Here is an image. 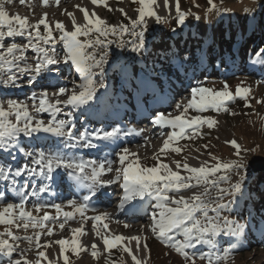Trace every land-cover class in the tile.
Returning <instances> with one entry per match:
<instances>
[{"label":"snow or ice","instance_id":"1","mask_svg":"<svg viewBox=\"0 0 264 264\" xmlns=\"http://www.w3.org/2000/svg\"><path fill=\"white\" fill-rule=\"evenodd\" d=\"M13 2L14 0H0V91L22 87L18 81L24 77H27V85L33 86L38 80L47 81L53 73L62 75V66L73 69L78 75V82L73 79L72 87L57 86V90L51 93L55 99L49 98L47 90L39 94L32 93L27 99L0 98V182L5 184V189L0 190V226H4L3 231H0V264H5V261L7 264H41L42 260L49 261L45 251L40 249H47L51 244H41L42 235H54L53 226L56 224L63 230L74 214L68 211L62 213L60 204L47 205L36 202L32 209H29L27 202L30 197H39L40 194L51 191L58 178L61 184L67 179L75 187L87 190L81 200L67 202L68 206L82 217L90 209L91 198L101 200L107 195L102 189L117 182L123 191L118 204L121 209L130 201H144L145 197L154 198V202L150 204V223L141 226V232L146 228L155 240L179 256L182 264H197L198 261L201 264H228L232 252L236 250V242L253 234L254 229L259 231L264 239V226L257 228L252 213L247 211L246 207L240 206L248 163L241 155L247 150L242 149L235 140L225 143L234 149L236 159L222 162L219 157L208 152L210 160L215 163L210 164L208 160H204L199 167H193L185 158L183 163L173 161L176 170L163 163L161 155L157 154L152 156L154 165L141 164L138 154L131 152L127 147L116 152L120 166L115 168L112 160H85L74 153L64 151L95 149L98 145L94 141H113L122 132L119 127H112L111 130L95 128L92 131L85 127L77 133L74 131L76 125L73 117L77 110L83 109L81 115H85L97 111L101 104L110 105L113 100L119 103L120 95L124 92H127L129 97L139 99L142 93L155 91L150 75L155 68L148 69L144 61H136L133 58L132 66L116 65L114 71L119 79L112 91L105 83L107 70L104 65L108 64L109 45L115 44L117 48H124L125 35L130 37L127 44L131 45V52L143 56L147 51L146 18L161 22V17L154 7L158 6V0H130L132 4L137 5L134 9L136 18L129 17L123 8H119L117 11L128 22L116 25L107 23L95 11L90 16L86 8H79L84 23L78 24L74 14L68 12L71 30H67L63 21H56L53 29L47 22V13L35 24L30 23L27 17L10 16L5 11L4 4ZM90 2L94 6H104L108 11H112L107 5V0ZM20 3H25V0H20ZM48 3L49 0H42V5ZM55 4L59 6L60 0H55ZM207 4L209 12L216 9L214 0H207ZM163 7L171 10L169 0H163ZM175 12L177 24L184 25L190 13L181 10L180 0H175ZM195 19L199 20L200 17L195 16ZM41 26L43 34L40 32ZM110 36L116 39L110 40ZM17 37L24 40L18 42L15 39ZM261 42L264 43V37ZM57 44L62 45L61 50L57 49ZM97 48H100L99 53L96 52ZM29 50L34 54V63L27 62L26 53ZM254 55L258 59L252 62L264 65V48L254 50ZM136 63H143L144 67L137 69L134 66ZM184 63V60L180 61L181 66ZM94 69L99 71L95 72ZM96 76L99 77L98 81L94 79ZM52 78L58 80L59 76L54 75ZM100 89L104 91L101 92ZM187 91L189 96L184 98L186 102L181 101L175 105L174 112H179V115L157 111L151 118L153 127L160 130L159 135L166 136L159 149L160 154L168 151L180 154L181 147L170 145L178 140L191 138L189 130L196 134L201 126L206 125L211 129L218 123L213 118L202 117L200 113L212 110L237 115L238 113L230 112L228 108V102L235 97L245 100L246 108L251 107L247 102L251 90L238 86L233 94L226 81L222 89L214 90L204 86V81L197 80L196 85L190 86ZM28 101H31V104ZM93 101L95 103H92ZM261 102L257 100L258 104ZM60 105L71 107V111L65 113V119L57 118L61 112ZM189 109L197 115L185 119V113ZM42 113L48 114L46 121L39 118ZM164 129L170 131L165 133ZM134 132L135 129H128L123 135ZM41 133L46 135H39ZM49 137L57 138L56 143L62 147L46 151L39 147L26 150L21 145V138L40 141ZM203 147L207 150L209 146L205 144ZM251 151L254 152L255 149ZM18 153L28 162L13 168L8 163V158L15 160ZM233 170L238 179L235 183H230ZM111 172L115 173L112 178H103L106 173ZM181 172L186 175H181ZM224 183H228V187H222L221 184ZM184 191L191 192V195L185 196ZM47 208L54 209L56 216H51ZM33 209L37 215L33 214ZM91 210L96 211L94 208ZM40 213L43 215H39ZM61 213L65 218L63 222L59 221ZM84 218L92 221L95 236L100 238L105 253L119 247L122 253L130 257L131 264H149L151 250L147 236L143 237L144 242L141 245L140 236L110 234L108 224L103 223L110 219L107 212ZM97 222L102 224L105 234L96 231ZM261 224L264 225V216H261ZM13 229L23 230L25 233L31 229L33 234L21 237L16 235ZM72 231L74 235L71 241L60 239L51 242L59 246V258L63 260V264H70L69 257L65 254L67 250L70 249L71 253L77 256L87 250L80 246L77 239L78 236L87 234L83 225ZM21 240L28 244V251L35 250L34 261L27 259V252L24 250L18 253L19 258L12 259L13 255L17 254L18 242ZM125 240L128 245L132 241L136 242L135 251L123 243ZM91 249L90 255L97 259V243L93 242ZM141 252L142 258L138 255ZM49 264H55V261H49ZM105 264L115 262L106 259Z\"/></svg>","mask_w":264,"mask_h":264},{"label":"rangeland","instance_id":"2","mask_svg":"<svg viewBox=\"0 0 264 264\" xmlns=\"http://www.w3.org/2000/svg\"><path fill=\"white\" fill-rule=\"evenodd\" d=\"M71 2L75 6H79L78 9L84 6L82 1ZM32 3L34 4V9L31 11L27 10V13L24 12L22 7L18 8V2H13L10 6H4V9L9 15H20L21 17H27L31 22H37L43 16V14L39 12L41 8L40 1L26 0V4L32 6ZM169 3L171 7L170 11L164 9L163 0H158V6H154L156 9H162L161 12H157L161 17L160 23H157L154 18H146L147 32L145 35L147 40V51L143 56L131 52V45L127 44L130 37L127 35L123 37L126 42L124 48H117L115 44L109 45L108 64L104 65L107 70L105 83L108 87H111V90L112 87L115 89L119 78L114 71V67L123 64L132 66L133 58H135L136 61H144L149 64V66H147L148 69L155 68V71L150 73L151 76H158L161 74L162 77L166 72L174 71L173 69L177 67V65H180L179 61L184 60L186 68L194 71L199 80L204 81L206 87L220 90L223 88L224 82L226 81L233 94L238 86L241 88H249L251 91L247 102L251 107L246 108L244 106L245 100L235 97L232 101L228 102V108L230 112L238 113L237 115H230L223 111L217 113L212 110L200 113L199 115L202 117L213 118L218 121V123L211 129L206 125L201 126L196 134H192L190 131L189 135L191 138L184 139L179 146H172L181 147L182 152L180 154L172 153L171 151L164 154H160L159 151H157L156 154L161 155L164 162L169 164L174 170H176V167L173 161H181V163H183L185 158H187V163L193 167H199L200 163L204 160H208L210 164L215 163L210 160L208 152L219 157L222 162H228L236 159V157L234 155V149L225 142L235 140L242 149L247 150L246 152H242L241 155L248 163L240 206L242 208L246 207L247 211L252 213L255 218V223V221L261 219V216H264V170L258 172L253 170L254 164L264 162V119H261L264 117V73L261 72V74H257V72H260L264 68V65L260 63L254 64L252 61L258 59V57L254 55V50L259 51L261 47L264 48V44H261L259 38H257L262 37L264 34V16H262L263 18L259 17L260 14L264 12V6H262L264 5V0H214L216 9H213L211 12L208 11L209 6L207 0H180L181 10L190 13L184 25H178L176 22L175 0H169ZM91 5L95 7L92 3H90V6ZM107 5L112 11H108V8L104 6H96L99 9H96L98 11L95 10V12L109 24L116 25L121 22H128L121 13L117 11L119 8H123L129 17L133 19L136 18L137 13L134 9L137 5L132 4L130 0L116 1L115 3H109L107 0ZM63 8L65 10L66 7ZM66 11L67 13H73L70 9H66ZM89 14L91 16V13ZM195 16H199L200 19H195ZM59 17V15L51 16L47 19L48 23L49 21H53L52 23L61 21ZM66 28L69 30L68 27ZM171 30L172 32L170 33ZM40 32L43 34V26H41ZM56 34L54 30V35ZM17 38L21 39V37ZM81 39H83V37H81ZM109 39L115 40L116 37L110 36ZM23 40L24 38L20 41ZM56 47L58 50L62 49L61 44H57ZM89 51L92 50L90 49ZM96 52L99 53L100 48H97ZM26 55L28 57L27 62L31 63V60H33L31 58L34 54L28 51ZM97 57L99 58V55H97ZM176 57H179V59ZM134 66L139 69L144 67V64L136 63ZM253 70H255L256 73L253 72ZM63 71L64 73L62 75L54 73L53 76L58 75V79L61 77L63 85L66 82H72L76 74L74 70L69 69L67 66H62V72ZM52 81L53 80L38 83L43 85H36L38 88L35 86L32 90L25 91L24 98H18V93L23 90V87L2 90L0 91V98H4V95H8V97L5 98L27 99L32 93L39 94L41 91L45 90L51 94L54 90H57L51 89L49 91L48 87L52 85ZM160 81L158 77L155 83L158 84ZM100 91L103 92L104 89H100ZM257 100L262 102L258 104ZM28 102L31 104V101ZM175 105L176 103L172 108H174ZM70 111L71 107L68 111L63 113H68ZM191 112L192 116L197 115L193 110ZM75 113L76 112H74L73 117ZM33 114L36 115L35 113ZM39 118L46 121L49 116L47 113H42L39 114ZM57 118L65 119L66 116L65 114H60ZM184 118L191 119L186 113ZM75 129L74 131H77ZM39 135L45 136L46 134L41 133ZM48 139H50V141L57 140V138L54 137H49ZM42 141L44 140L29 141L26 138H21V145L23 146L25 143L29 144L32 142L37 144L35 148L39 147L43 149L40 147L43 146L41 144ZM205 144L209 146L207 150L203 147ZM29 148L30 147H26L25 149L27 150ZM252 149H255V151H251ZM24 159V157H21L19 165L25 163V161H23ZM8 160L12 159L8 158ZM154 164L155 161L151 157L150 162H147V166H152ZM181 175H186V173L181 172ZM237 179L238 176L235 170H233L230 175V183H235ZM0 185V188L4 190L5 184L0 182ZM221 186L228 187V183L221 184ZM197 190L202 189H193V191ZM86 192V189L77 188L71 181L65 179L63 184L58 180V184L52 185L51 191L48 193L40 194L39 197H33L34 199H44L46 202L41 201L40 203L47 205L60 204L62 205V213L68 211L74 214L73 218L69 219L65 224L63 230L56 224L53 226L54 235H42L41 244L47 242L51 244V246L47 249L41 248L40 250L45 251L50 261H55V264H63V260L59 258V246L51 242L60 239L68 240L73 233L72 230L81 228L83 225V230L87 233L86 237L89 234L94 236V241L98 245V258L93 259L90 255L92 244H86L85 242V244H83V242H80V246L87 250L83 251V253L80 252L79 256L72 254L70 249L67 250L65 254L69 257L70 264H105L106 259L115 262V264H121V261H123V264H130V257H128L126 253H122L119 247L111 249L110 253H105L100 238L95 236L92 221L90 219L85 220L84 218L92 217L100 212L109 213L108 207L105 206L106 209H104L101 206L103 203L114 206V195L110 196L111 200L108 203L104 198L101 200H93L91 203L89 202L90 209L84 214V217L75 213L72 207L65 206V204H67V199L79 201ZM189 194L191 195V192H189ZM36 202L37 201H33V204ZM153 202L154 198L151 197H147L145 201L146 210L143 216L147 223H150L149 217L152 211L150 204ZM33 204L27 207L32 209ZM92 208L96 211H92ZM46 210L51 216H56L54 209L47 208ZM62 213L59 217L60 222H63L65 219ZM33 214L37 215L34 209ZM39 215H43V213ZM103 223H107L108 228L114 230L113 235H121L124 237L140 236L142 238L141 245L144 242L143 237L147 236V243L151 250L149 264H182V260L179 256L172 250L161 245L147 230L144 232H141V230L122 232L111 219H106ZM123 224H125V222ZM255 224L257 228L262 225L261 222ZM3 227L4 226H0V231H3ZM13 231L16 235L21 237L33 234L31 229H29L27 233L23 230L13 229ZM96 231L105 234V230L100 222H97ZM123 243L127 244L128 241L125 240ZM236 243V250L232 252L228 264H264V239H262L259 231L254 229L253 234L249 235L246 239L242 238ZM18 244L17 254H14L12 259L19 258L18 253H20L21 250L26 251L29 258H36L35 250L28 251L29 246L26 242L21 240ZM5 264H7L6 261ZM197 264H201V262L198 261Z\"/></svg>","mask_w":264,"mask_h":264},{"label":"bare ground","instance_id":"3","mask_svg":"<svg viewBox=\"0 0 264 264\" xmlns=\"http://www.w3.org/2000/svg\"><path fill=\"white\" fill-rule=\"evenodd\" d=\"M39 1H40V5H41V8L39 10L40 13H42L43 15H44V13H47V19H49L51 16L59 15L60 16L59 20L63 21L65 26L68 27L69 30H71V18H69L67 16L66 9H70V10L73 11V14L75 16L76 22L78 24L84 23L83 14L79 11L78 7L75 6L71 1H73V2H81L82 1L83 5H84L82 7L86 8L87 10L89 9V11H88L89 13H92L96 9H99L96 6L95 7H93L92 5L90 6V3H91L90 0H60L59 6H56L55 0H49V3L47 5H42V0H39ZM116 1H124V0H108L109 3H115ZM14 2H18V4H19L18 8L22 7L25 13H27V10L31 11V10L34 9L33 8L34 4L32 3V6H30V5L26 4V0H25V3H23V4L20 3V0H16V1L14 0ZM11 4H13V3H10V4L9 3H5L4 6H10ZM63 7H66L65 10H64ZM155 9H156V7H155ZM96 11H98V10H96ZM161 11H162V9H160V8L156 9V12H161ZM61 13H64V14L62 15ZM29 22L33 23V24L36 23V22H31V21H29ZM47 22H48V20H47ZM52 22L53 21H49V23L53 26V29H54V24L55 23H52ZM16 40L20 41V40H22V38L21 39L20 38L19 39L16 38ZM97 59H99V58L97 57ZM31 63H34V61L31 60ZM179 63H180V61H179ZM94 71L98 72L99 69H94ZM63 73H64V71H63ZM53 74L50 75L49 79L47 80L48 82L50 80H53L52 81L53 82L52 85H50L48 87L49 91L51 89L52 90L57 89V86H59V87H72V82H66L65 81L66 83L63 85L61 77L58 80L57 79L54 80L52 78ZM151 77L154 79L153 81L156 82L157 78L159 76H151ZM162 77H159L161 81L158 84L165 86L166 90L169 92V94L172 97V98H166V100L163 101L164 104L160 105V106H163V107L166 105L167 106L166 108L162 109L161 107L160 108L158 107V109H156V111L154 109L153 111H151V113H146L147 115H143L144 117L142 118V123H141L142 125L140 127L141 130H137L136 132H134L132 134H129V135H123V132L127 131L128 129L133 128L134 126L128 127V126L124 125L122 122L126 121L125 117L121 120L120 123H115L114 124L115 127H119V128L122 129V132L118 136V138L114 139L113 141H110V142H116V145L113 147V149L111 151L112 155H110L111 157L109 159V160L114 161V164H113L114 168L120 166L119 163H118L116 152L119 151L123 147H127V148H129V150L131 152L137 153L139 158H140V163L141 164L147 165V162H150L151 157L154 154H156L157 151H159V149L162 147L163 141H164V139H166V136H160L159 135L160 130L158 128L153 127L152 120L150 121V123H147L148 114H151L150 115L151 116L150 119L152 118V116L157 111H161V112H165V113H173V115H176V114L179 115V112H174V108L175 107L172 108V106L175 103L177 104V103H180L181 101H184V98L186 96H189V93L187 91L189 89V87L190 86H195L196 83H197V80H199V78H198V76H196L195 72L192 71V70H189L188 68H186V66L184 64H183V66H181V65L179 66L178 71L174 70L172 72L171 71L166 72L165 74H163ZM73 79H76L77 82H78V75L75 74ZM73 79H72V81H73ZM94 79H96L98 81L99 77L96 76V77H94ZM26 80H27V77H24V78H21V80L19 81V83L22 84L23 90L19 91L18 98H24L25 91L32 90V88L35 87L36 85H43V84H38V83L47 82V81H43V80H38L33 86H28L27 83H26ZM36 87L38 88V86H36ZM110 88L111 87H109V90L111 91ZM113 89L114 88L112 87V90ZM169 94L167 95L168 97H169ZM3 97L4 98L8 97V95H4ZM49 98H54V97H52L51 94H49ZM168 101H170V102H168ZM115 102L116 101L113 100L111 103L114 104ZM59 107L61 108V112L58 114V116H60V114H62V115L65 114L63 112L68 111L69 108H70V106L69 107H65L63 105H60ZM108 108H109L108 105H103V110H104L105 115L102 114L103 111H101L102 113H99V115H98V119L99 120L91 121V123L87 122L88 123L87 125H89V128H88L89 131H92L95 128H103V127H105L106 130H111V127H108L109 124H110V121H107L106 119L107 118H108V120L111 119V118L115 119L116 116L119 117L120 115L115 113L116 114L115 116H114V114L111 116L110 114H108V117H107L106 116L107 115L106 114V110ZM154 108H155V106H154ZM122 110H123L122 108H119L117 111H119L118 113H121ZM191 111L192 110L189 109V111L186 113V115H188L189 117H193ZM124 113L128 114L126 112H124ZM78 116H79V118H78ZM127 116H129V115H126V117ZM74 117H75L74 118V123L76 122L75 125L79 123L78 121L82 120V115L78 111H76ZM83 121H87V120L85 119ZM83 121H82V123H83ZM129 124H132V121H130ZM163 131L166 133L167 131H170V129H164ZM190 131L191 130H189V132ZM76 132L78 133V129H77ZM136 133H139V134L137 135ZM183 140L184 139L178 140L175 144L170 145V147L179 146ZM104 142L105 141H101V143H99L98 141H94V143H96L98 145V147L95 148V149L96 150H101V151H102V149H106V146L104 145ZM45 143L46 142H44V141L41 142L42 145L45 144ZM30 144L34 148L37 146V144H34L32 142H30ZM59 146L62 147V145H60V144H59ZM23 147L25 148L26 145L24 144ZM87 150H90V149H84V148L76 149V151H83V152H86ZM64 151L69 152L70 154L74 153L73 151H68V149H64ZM169 152L170 151H168L166 153H169ZM86 154L87 153H84L83 156H85ZM19 155H21V154H18L17 156H19ZM19 157L21 158V157H23V155L19 156ZM130 159H131V157H130ZM23 161H25V163L28 162L25 159ZM8 163L11 164L13 168L19 166V162L17 163L15 161L8 160ZM163 163H165L164 160H163ZM172 170H174V169L172 168ZM114 175H115L114 172L106 173L103 178L104 179H109V178H112ZM58 180L59 179H57L56 184H58ZM1 183L4 184V182H1ZM0 190H3V189L0 188ZM102 191L107 193V195L103 197L107 203L110 202V200H111L110 196L111 195H115V197H117L116 199L113 198L114 206H110V204L108 205V204L103 203V205L101 207L104 208V209H106L105 206L108 207L107 209L110 211V212L108 211L109 214H110V219L114 222V224H117L118 229L120 231H122V232L140 231L141 230V226L149 225V222L147 223L145 218H144V216H143V213L146 210L145 209L146 203L145 204H141V203L136 204V203H138L141 200L136 199V200L130 201L129 203L125 204V207L123 209L125 211H127L129 214L128 213H123L124 210L118 207L119 197L123 195V191L119 187V182L114 183L112 185H108L106 188L102 189ZM46 193H48V192H46ZM43 194H45V193H43ZM183 194L185 196L190 195L188 191H184ZM146 199H147V197H145L144 202L146 201ZM68 200L69 199H67L66 201L68 202ZM93 200L95 201L96 198L93 197V198H91L90 201L92 202ZM33 201H37V202H41L42 201V202H44L45 200L41 199V198L40 199H34L33 197H30L28 202H27V206L33 204ZM65 206L67 207L68 204H65ZM117 221H119V222H117ZM124 222H125V224H123ZM125 225H128V227H125ZM146 230L147 229L145 228V231ZM108 232H110V234H112V235L114 234V230L112 228H108ZM73 235H74V233H72L70 235V237L68 239L69 241H71ZM77 239H78L79 243L83 242V244H85V243L86 244L87 243L88 244H92L93 242H95L94 241V236H92L90 234L87 237H86V235L78 236ZM126 245H128V243ZM128 246L131 247L133 249V251H135L136 242L132 241L131 244L128 245ZM81 253H83V251ZM138 255H140L141 258L143 257V253L142 252L139 253ZM46 256L49 258V256L47 254H46ZM27 259L30 260V261H34L35 260V259L29 258L28 256H27ZM49 261H50V258H49ZM49 261L42 260L41 264H49ZM130 264H131V260H130Z\"/></svg>","mask_w":264,"mask_h":264},{"label":"water","instance_id":"4","mask_svg":"<svg viewBox=\"0 0 264 264\" xmlns=\"http://www.w3.org/2000/svg\"><path fill=\"white\" fill-rule=\"evenodd\" d=\"M253 170L255 172H258V171H261V170H264V162H260V163H256L253 165Z\"/></svg>","mask_w":264,"mask_h":264},{"label":"trees","instance_id":"5","mask_svg":"<svg viewBox=\"0 0 264 264\" xmlns=\"http://www.w3.org/2000/svg\"><path fill=\"white\" fill-rule=\"evenodd\" d=\"M262 16H264V12L262 13V14H260V16L259 17H262ZM263 18V17H262ZM260 19V18H259ZM264 19V18H263ZM260 21V20H259ZM172 32V30L170 31V33ZM256 32V31H255ZM255 35H257V34H255ZM262 37H264V34H263V36ZM262 37H257V38H259V42L261 43V44H264V43H262L261 42V40H262ZM261 48H263V47H261ZM260 48V49H261ZM253 72H255L256 73V71L255 70H253ZM261 72H263L264 73V68L260 71V72H257V74H261Z\"/></svg>","mask_w":264,"mask_h":264}]
</instances>
